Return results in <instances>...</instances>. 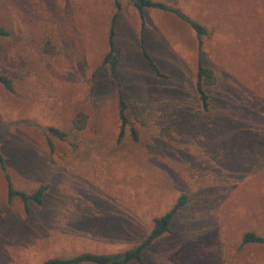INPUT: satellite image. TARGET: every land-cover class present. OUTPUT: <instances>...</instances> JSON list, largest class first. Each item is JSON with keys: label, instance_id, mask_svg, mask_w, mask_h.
<instances>
[{"label": "rangeland", "instance_id": "1", "mask_svg": "<svg viewBox=\"0 0 264 264\" xmlns=\"http://www.w3.org/2000/svg\"><path fill=\"white\" fill-rule=\"evenodd\" d=\"M114 1L112 79L101 61ZM152 1L207 31L206 112L194 90L195 34L173 15L145 10L141 44L127 0H0L8 32L0 76L12 87L0 84V196L4 176L26 194L43 184L38 214L47 218L43 228L23 224L24 211L0 217L2 264L124 253L182 195L186 207L141 251L142 264H264V244L240 242L245 233L264 237V0ZM118 91L127 120L120 142ZM77 114L81 130L72 126ZM155 140L166 147L145 148Z\"/></svg>", "mask_w": 264, "mask_h": 264}, {"label": "trees", "instance_id": "2", "mask_svg": "<svg viewBox=\"0 0 264 264\" xmlns=\"http://www.w3.org/2000/svg\"><path fill=\"white\" fill-rule=\"evenodd\" d=\"M128 3L132 6V8L136 11L138 19H139V28H140V37L139 41L142 44V33L144 29V14L145 10L152 9V10H159L163 12H167L183 23H185L195 34L196 44H197V58H196V68H195V80H194V90L200 102V106L203 112L208 110V97L204 92V88L207 86H211L214 83V77L210 69L206 68L202 64L201 58V37L206 35V29L201 26L199 23L189 19L183 13H181L177 8L172 6H167L161 2L152 1V0H127ZM114 9L115 14L112 15L109 24V30L107 35V47L108 51L104 55L101 65H107L109 70V75L112 79H115V72L116 66L118 64V51L114 49V23L116 19V12L120 9V4L117 1H114ZM8 36V32L0 27V37ZM150 66L151 71L157 76L162 77L158 69L153 65L150 60L145 56ZM0 84L3 86L5 90L8 92H12L11 81L3 76H0ZM118 120H119V128L118 134L116 138V142H120L123 137L124 127L127 123L125 117V110L126 105L123 102L122 96L120 91H118ZM84 117L81 114H77L72 121L73 129L81 130L83 126ZM49 135L55 137L58 140H63L65 138V133L52 128L48 127L46 129ZM130 137L133 142H137V136L133 129H130ZM48 147H51L50 143H47ZM153 146L145 147L146 149H162L166 146L162 144L160 141L155 140L153 142ZM51 150V149H50ZM150 153V152H149ZM0 169L3 171V160L0 156ZM6 182V198L9 201L13 197H17L23 204V211L27 214V202L32 201L36 205H41V197L43 192L45 191V186L38 187L33 193L26 194L24 192L16 191L12 189L9 184L8 178L4 176ZM186 198L185 196H180L174 203V205L162 216L158 218H154L152 220V226L148 233V235L144 238V240L137 245L135 248L126 251L124 253L111 255V256H95L90 254H84L75 258L71 259H54L44 262L43 264H81V263H90V264H129L132 261H136L139 264H142L141 261V251L148 247L152 242L156 239L161 237L162 235L171 232V224L173 220L176 218L177 214L180 212L181 209L186 207ZM241 244H257L263 245L264 244V237L258 236L253 233H245L241 237Z\"/></svg>", "mask_w": 264, "mask_h": 264}, {"label": "crops", "instance_id": "3", "mask_svg": "<svg viewBox=\"0 0 264 264\" xmlns=\"http://www.w3.org/2000/svg\"><path fill=\"white\" fill-rule=\"evenodd\" d=\"M156 11H159V10H156ZM161 12H163V11H161ZM40 186H43V184H40ZM40 186H38V187H40ZM44 193H45V191L43 192L42 196L44 195ZM5 199H6V201H5ZM15 200H17V197H13L9 201H7L6 197L4 198V197L0 196V217L3 219V222H4L5 217L8 215V213H9V216L11 217L13 212L17 211V212H19V214L21 212H23V204H21L22 202L20 203V205H18L19 207H17L14 210L13 207H14V204L16 202ZM41 202H42V200H41ZM34 204L35 203L32 201L27 202V214L24 217L23 224H28L29 220L33 219V220H35L37 227L45 228L46 225H44V224H45V221L47 220V218L45 221H40L41 218H40V215L38 214V213H42L44 207L41 206V208H40V205H36V204L34 205ZM6 209H7V211H6ZM19 216L20 215H18V217ZM1 227H3V223H0V228ZM89 228H90L89 225L85 227V230H84L85 235L90 233ZM1 256L3 257V254L0 255V260L3 259V258H1ZM0 264H2V262H0ZM88 264H90V263H88Z\"/></svg>", "mask_w": 264, "mask_h": 264}]
</instances>
